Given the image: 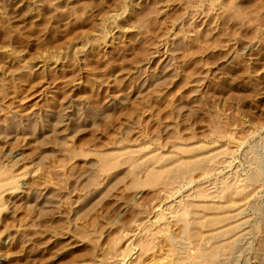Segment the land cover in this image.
Segmentation results:
<instances>
[{
    "label": "rangeland",
    "instance_id": "374dc122",
    "mask_svg": "<svg viewBox=\"0 0 264 264\" xmlns=\"http://www.w3.org/2000/svg\"><path fill=\"white\" fill-rule=\"evenodd\" d=\"M211 263L264 264V0H0V264Z\"/></svg>",
    "mask_w": 264,
    "mask_h": 264
},
{
    "label": "bare ground",
    "instance_id": "6f19581e",
    "mask_svg": "<svg viewBox=\"0 0 264 264\" xmlns=\"http://www.w3.org/2000/svg\"><path fill=\"white\" fill-rule=\"evenodd\" d=\"M185 229H186V227H185ZM186 231V230H185ZM215 256V255H214ZM213 259V258H212ZM212 264V263H211Z\"/></svg>",
    "mask_w": 264,
    "mask_h": 264
}]
</instances>
